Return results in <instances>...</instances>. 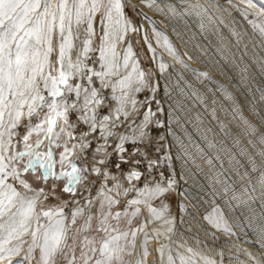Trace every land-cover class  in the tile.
Masks as SVG:
<instances>
[{
	"label": "snow or ice",
	"instance_id": "snow-or-ice-1",
	"mask_svg": "<svg viewBox=\"0 0 264 264\" xmlns=\"http://www.w3.org/2000/svg\"><path fill=\"white\" fill-rule=\"evenodd\" d=\"M126 2L127 0H0V264H12V257L20 256L29 264L33 261L34 264H123L120 254L126 245H122L121 240H126L129 233L121 232L116 224L110 223L112 219L118 223L122 215H127L126 211L124 213L117 211L114 214L112 212V207L118 200L110 193H119L121 187L117 177H111L117 179L112 188L102 185L95 198L90 195L84 197L86 211L75 197L79 192L89 194L91 192L90 188L77 187L82 180H87V177L81 176V172L88 171V167L77 168L74 161H69L71 171L61 170L59 176H56V179L67 178L63 191L73 197L71 211L66 213L64 209L68 207V202L45 206L41 199L55 195V184L46 194L44 188H33L26 179H22L21 173H27L30 169L36 172L39 168L43 170L44 179L55 175L53 166L56 162L53 160L51 145L61 146L57 143L61 133L66 137L63 141L64 151L60 154L61 168L67 160V154L73 149L78 147L84 151L90 146L91 140L88 137L97 128L105 143L98 145L95 152L103 153L107 146V138L115 135L112 129L118 126L120 114L125 118L129 115L125 106L131 104L132 108H135L137 103L135 93L141 92L145 87H149L153 92L156 90L148 83L151 73H146L140 67L139 56L133 51L129 33L141 32L143 25L138 28L127 18L124 12ZM185 2L186 0H181V3ZM149 3L155 5L157 11L163 12L167 9L173 16L195 15L202 18L209 13V9L201 4H190L188 7L178 9L172 3L166 4L165 7L156 5V0H149ZM247 3L249 8L255 7L253 0H247ZM239 10L247 19L250 14L248 10ZM97 13L100 14L99 31L94 27ZM141 15L153 24L155 31V22L143 12ZM251 15L256 19L249 20V23L255 31L264 35V24L257 23V20L264 16V8L252 12ZM208 19L212 20L213 16L208 15ZM200 26L203 28V23ZM94 36H98L99 40L95 47ZM145 42L155 61V49L148 41L146 33ZM165 46L170 52H175L167 37ZM93 52L98 53L95 60L90 55ZM175 54L179 56V53ZM97 62L98 68L94 66ZM180 62L186 69L190 68L183 60ZM159 68L163 73L167 65L160 62ZM191 71L197 75H207L199 73L197 69ZM95 81L99 82V87L95 86ZM109 88L110 97H105L103 90ZM129 92L132 93L131 96ZM73 95L75 99L70 98ZM109 98L117 101L115 108L106 103ZM101 107H107L109 114L100 116ZM44 109H47L46 114L39 123L33 125L32 118L40 117V112ZM158 111L163 109L158 108ZM70 112L78 114V122L88 125V131L80 133L78 137L81 143L74 144L72 149L67 147V140L74 138V133L67 129H75L76 124L69 122ZM25 115L29 122L24 125L27 132L22 136L24 150L13 151L12 138L17 134L15 130ZM154 115L151 110L146 112L143 124L150 122ZM175 119L179 122V117ZM58 120L61 121L59 132H54ZM156 123L162 125L163 122ZM34 131L43 132L48 138L47 152L37 151L42 144L39 138L34 145L28 143ZM168 131L171 133L172 129L169 127ZM145 135L146 132H140V138ZM126 139H128L126 136H121L120 143L117 144V149L121 152L124 151L123 142ZM160 139L163 140L164 137L161 136ZM261 142L264 143V137H261ZM209 147L214 145L209 144ZM159 150L158 148L157 151ZM261 155L264 156V153ZM25 156L28 157L27 164L21 169L17 167V161ZM121 161L127 163L123 156ZM104 162L103 159L99 161L100 164ZM156 163L148 162L149 175ZM251 164L252 172L259 171L255 161H251ZM119 167L117 164L116 168ZM91 171L100 173L101 169L93 164ZM103 175L105 181L110 178L107 170ZM124 175L131 181L141 179L143 174L132 169ZM160 175L163 181V173ZM244 177L248 178V185L243 186L244 192L248 193L251 190L254 193L256 187L248 171L244 172L241 179ZM161 181L155 182L151 187L148 183H145L143 188L133 186L131 189H124V193L134 190L144 196V202H147L154 196L166 193L175 183L174 180H169L166 188L162 186ZM17 183L23 190L18 189ZM256 183L264 190V171L259 172ZM228 187L225 184V191ZM232 198L238 199L236 196ZM97 199L99 208L96 213H92L91 208ZM140 202L139 199H133L128 201V204ZM150 211L155 213L156 210L150 208ZM213 211L218 214L221 212L219 207ZM137 212L132 215H136ZM206 218L210 223L220 227L221 216ZM78 219H82L79 225ZM128 222L131 223V220ZM172 230L171 227L168 228L169 232ZM224 230L230 231L227 228ZM131 235L134 240L135 231ZM25 236H28L29 240L23 239ZM164 247L161 246L159 249L161 255ZM261 247H264V244H261ZM37 250L38 255H35ZM187 251L192 255L185 257L180 254L181 264H196L194 259L196 254L191 248ZM168 262L173 264L171 253L168 255ZM137 264L141 262L138 261ZM205 264L214 262L205 258Z\"/></svg>",
	"mask_w": 264,
	"mask_h": 264
},
{
	"label": "bare ground",
	"instance_id": "bare-ground-1",
	"mask_svg": "<svg viewBox=\"0 0 264 264\" xmlns=\"http://www.w3.org/2000/svg\"><path fill=\"white\" fill-rule=\"evenodd\" d=\"M131 1L155 22L154 31L153 24L143 18L152 26L145 30L155 49L154 63L165 88L170 86L164 89L170 138L186 178L179 195L189 205L183 211L186 203H181V217L175 224L169 223L172 216L164 215L161 209L156 208L155 213L148 210L136 227L129 264H169V253L173 264H181L179 255H192L189 248L196 254V264H205V258L214 264H264V212L253 205V199H264V190L256 183L259 172L264 171V35L249 23L256 19L251 13L264 8V0H253L254 8L248 7L247 0H156L160 7L172 3L178 9L201 4L209 9L212 20L208 15L181 17L167 9L157 11L149 0ZM239 9L248 10L247 19ZM257 23L264 24V16ZM142 35L145 40L144 30ZM165 37L175 52L166 48ZM72 55L75 57V52ZM160 62L167 65L163 73ZM191 69L207 75L194 74ZM60 123L58 120L56 131ZM251 161L259 171H251ZM245 171L256 187L254 193L243 190L248 185L247 177L241 179ZM217 207L219 214L213 211ZM218 215L222 217L220 227L206 218ZM161 246H165L163 255ZM12 264L29 262L20 256L12 257Z\"/></svg>",
	"mask_w": 264,
	"mask_h": 264
},
{
	"label": "rangeland",
	"instance_id": "rangeland-1",
	"mask_svg": "<svg viewBox=\"0 0 264 264\" xmlns=\"http://www.w3.org/2000/svg\"><path fill=\"white\" fill-rule=\"evenodd\" d=\"M134 6V8L132 7ZM127 17L131 20L132 24L136 27H140L143 25V29L139 33H129L133 46L135 48V53L139 56V63L140 67L146 72L151 73L148 83L150 86L155 87V91H150L149 87H145L141 92L135 93V99L137 101L135 108L133 109L131 104H127L125 107L129 111V115L127 118L123 114L119 116L118 126L112 129L115 133L114 136L107 138V146L104 149L103 153H96L95 149L98 145H102L105 143L104 139L100 137V130H97L94 133H91L88 137L91 140L90 146L81 151L78 147L73 149L70 154H67V160L61 168L59 163L60 161V154L64 151L63 141L66 139L65 134L61 133L60 140L57 143H60L61 146L57 147L56 144L51 145L53 151V160L56 162L53 166V172L55 175H50L47 179L43 178V170L38 169L37 173L32 172L31 169L27 172L21 173V178L26 179L28 183L33 188H44L45 193L47 194L49 191L52 190V185L55 184V195H48L47 199L43 200L45 206H55L60 205L63 202H68V207L65 208L66 213H70L72 208V199L73 197L71 194L65 193L63 191L65 184L67 183L66 177H61L60 179H56V176H59L61 170L65 172L71 171V166L69 161H74L77 168H83L85 166L88 167V171L81 172L82 177H87L86 181H81L77 184L78 188L86 187L90 188V194L88 192H79L75 199L79 200L81 205L86 208L84 204V197L91 196L95 198L97 196L98 189L103 185L107 188H112L113 185L117 183V179H113L111 177H117L119 183L121 185L119 193L113 192L110 193L114 198L118 200V203L113 205L112 212L113 214L117 211L124 213L127 212V215H122L119 222L117 223L116 220H110V223L116 224L117 227L121 232H128L129 235L126 240L122 239L121 244L126 245L125 250L120 254V260L123 264L130 263L134 249H135V242L137 239L136 235V227L145 218L146 212L151 209L159 208L163 211V214L166 216H172L170 219V223L175 224V221L178 217H181L182 211V204L186 203V208L183 211L188 210L189 203L185 200H182L180 197V193L183 191V183L184 174L182 173L181 163L174 149L172 147L170 132L169 129V118H168V107L166 104V98L164 89H170V86H165L162 83V78L160 77L157 67L154 63L153 58L151 57L149 50L147 48V44L143 38V30L144 34L146 30L148 31L152 26L147 22H144V17L141 15V11L139 6L132 2L131 0H127L124 8ZM99 16L95 19V28L99 31ZM146 29V30H145ZM99 43L98 36L95 37L93 42V47H95ZM93 57V60L96 59L98 53H90ZM75 58V57H73ZM91 64L92 62L89 61ZM95 67H99L98 62L94 65ZM175 84V82H172ZM170 85V84H169ZM95 86L99 87V82L95 81ZM111 89L103 90V95L105 97H110ZM119 94V90L117 92ZM180 94V92H177ZM47 95V93H45ZM132 93L129 92V96ZM71 99H75L74 95L70 97ZM147 98V99H146ZM159 102V103H157ZM106 103L115 108L117 106V101L112 99H107ZM158 108L163 109V111H158ZM147 110V111H146ZM154 112L155 115L151 117L150 122L146 125L143 124L142 120L145 111ZM26 112V109H25ZM47 109L45 112L40 113V117H33L31 123L33 125L39 123L40 119L46 114ZM108 108L101 107L99 109V115H108ZM77 113L70 112L69 113V122L72 124H76L75 129H67L68 131H73L74 138L67 140V147L72 149L74 144L78 145L81 141L78 139L80 133L88 131V125L83 124L82 122L77 121ZM115 116V113H113ZM162 121V125H158L156 122ZM29 122V118L25 115L22 117L21 124L15 130L16 135L13 136L12 141V150L13 151H23L24 150V142L22 141V136L26 134L27 129L24 127L25 124ZM54 132L56 131L55 127L53 129ZM146 132V135L143 138H140V132ZM126 136V139L123 142V149L124 151L121 152L117 149V144L120 143V137ZM163 136L164 139L161 140L160 137ZM39 138L42 140V144L37 148V151L41 153H45L48 151V138H46L43 132L37 133L33 132L29 138L28 143L35 144L36 139ZM160 149L157 151V149ZM106 154V155H105ZM124 157L127 160V163H123L121 161V157ZM171 157L169 160L168 157ZM103 159L105 162L104 164H100L99 161ZM138 161V163H136ZM149 161H156L157 163L151 168L150 175H149V168L148 162ZM25 158L23 157L21 160L17 161V167L23 168L25 166ZM95 164L96 167L101 169L100 173H95L91 171L92 165ZM119 164V169L116 168V165ZM181 168V170H180ZM135 169L136 171L142 173V177L139 180L132 179L129 181L124 173L129 172L130 170ZM107 170L109 173V179L105 181L104 178V171ZM161 173H163V181H161ZM41 177V178H37ZM174 180L175 183L172 187L162 195L154 196L144 202L145 197L139 195L136 191L130 190L126 194L124 193V189H131L133 186L135 188H143L145 183H148L149 186H153L155 182L161 181L163 187H168V181ZM11 182V181H9ZM18 189L23 190L22 186L18 183L16 184ZM133 199H139L141 202L134 205H129L128 201ZM253 205L258 208V210L264 212V199L260 202L257 199H253ZM185 206V205H184ZM99 208V200L97 199L96 203L93 204L91 208L92 213H96ZM137 209L139 211L137 212ZM145 211V212H144ZM137 212L136 215H132V213ZM143 217V218H142ZM131 220V223L128 221ZM82 223V219H78L77 225ZM93 227H95V221H93ZM135 231V238L131 233ZM115 234V233H114ZM35 255H38V250ZM34 264V261L32 262Z\"/></svg>",
	"mask_w": 264,
	"mask_h": 264
},
{
	"label": "crops",
	"instance_id": "crops-1",
	"mask_svg": "<svg viewBox=\"0 0 264 264\" xmlns=\"http://www.w3.org/2000/svg\"><path fill=\"white\" fill-rule=\"evenodd\" d=\"M24 158H26V156H25ZM27 160H28V157H27ZM27 160L24 162L25 165L27 164ZM38 169H39V168H38ZM38 169H37V171H39ZM31 171H32V170H31ZM37 171H36V173H37ZM34 173H35V172H34Z\"/></svg>",
	"mask_w": 264,
	"mask_h": 264
},
{
	"label": "flooded vegetation",
	"instance_id": "flooded-vegetation-1",
	"mask_svg": "<svg viewBox=\"0 0 264 264\" xmlns=\"http://www.w3.org/2000/svg\"><path fill=\"white\" fill-rule=\"evenodd\" d=\"M27 160V157L25 158V161Z\"/></svg>",
	"mask_w": 264,
	"mask_h": 264
}]
</instances>
